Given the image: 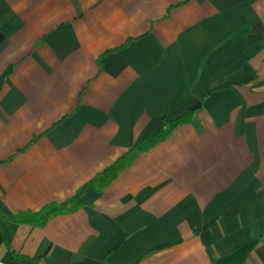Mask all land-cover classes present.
I'll list each match as a JSON object with an SVG mask.
<instances>
[{"label": "crops", "instance_id": "1", "mask_svg": "<svg viewBox=\"0 0 264 264\" xmlns=\"http://www.w3.org/2000/svg\"><path fill=\"white\" fill-rule=\"evenodd\" d=\"M263 205L264 0H0V264H264Z\"/></svg>", "mask_w": 264, "mask_h": 264}, {"label": "trees", "instance_id": "2", "mask_svg": "<svg viewBox=\"0 0 264 264\" xmlns=\"http://www.w3.org/2000/svg\"><path fill=\"white\" fill-rule=\"evenodd\" d=\"M130 43V40L121 48L122 49ZM118 49V50H119ZM193 118V113H189L186 116L180 117L176 120L169 122L163 126L156 134L151 137H147L137 142L127 153L120 157L114 164L107 167L103 172L96 175L91 181L90 185L97 191H102L108 187L113 181H115L120 173L134 162V160L144 152L149 151L153 147L157 146L161 142L170 138L173 130L183 124H188ZM81 207V204L75 199H70L63 203H50L45 205L40 211H24L15 215H11L8 220L19 224H28L32 226L44 227L48 221L54 217L63 214H70L76 212Z\"/></svg>", "mask_w": 264, "mask_h": 264}, {"label": "built area", "instance_id": "3", "mask_svg": "<svg viewBox=\"0 0 264 264\" xmlns=\"http://www.w3.org/2000/svg\"><path fill=\"white\" fill-rule=\"evenodd\" d=\"M263 214H264V205H263Z\"/></svg>", "mask_w": 264, "mask_h": 264}]
</instances>
